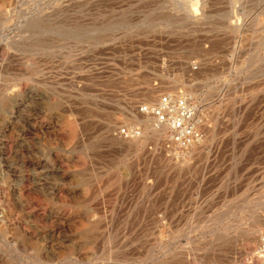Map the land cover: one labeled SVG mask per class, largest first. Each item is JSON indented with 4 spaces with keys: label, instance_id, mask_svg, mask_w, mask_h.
Here are the masks:
<instances>
[{
    "label": "rangeland",
    "instance_id": "374dc122",
    "mask_svg": "<svg viewBox=\"0 0 264 264\" xmlns=\"http://www.w3.org/2000/svg\"><path fill=\"white\" fill-rule=\"evenodd\" d=\"M178 92L184 148L136 111ZM263 230L264 0H0V264H264Z\"/></svg>",
    "mask_w": 264,
    "mask_h": 264
},
{
    "label": "built area",
    "instance_id": "2783aa9c",
    "mask_svg": "<svg viewBox=\"0 0 264 264\" xmlns=\"http://www.w3.org/2000/svg\"><path fill=\"white\" fill-rule=\"evenodd\" d=\"M136 111L150 116L154 126L163 128L168 139L180 148L193 145L201 139V133L196 128L195 122L196 107L181 92L163 93L158 96L155 103L138 105ZM117 134L124 139L136 138L140 136L141 129L136 126H121L118 127ZM257 255L260 259H264V230L259 234Z\"/></svg>",
    "mask_w": 264,
    "mask_h": 264
}]
</instances>
